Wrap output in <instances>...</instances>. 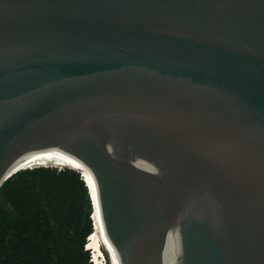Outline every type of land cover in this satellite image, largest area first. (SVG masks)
Here are the masks:
<instances>
[{
  "label": "water",
  "instance_id": "obj_1",
  "mask_svg": "<svg viewBox=\"0 0 264 264\" xmlns=\"http://www.w3.org/2000/svg\"><path fill=\"white\" fill-rule=\"evenodd\" d=\"M43 156L118 264H264V0H0V185Z\"/></svg>",
  "mask_w": 264,
  "mask_h": 264
},
{
  "label": "trees",
  "instance_id": "obj_2",
  "mask_svg": "<svg viewBox=\"0 0 264 264\" xmlns=\"http://www.w3.org/2000/svg\"><path fill=\"white\" fill-rule=\"evenodd\" d=\"M90 214L76 169L16 171L0 185V264H91L84 248L94 232Z\"/></svg>",
  "mask_w": 264,
  "mask_h": 264
},
{
  "label": "bare ground",
  "instance_id": "obj_3",
  "mask_svg": "<svg viewBox=\"0 0 264 264\" xmlns=\"http://www.w3.org/2000/svg\"><path fill=\"white\" fill-rule=\"evenodd\" d=\"M25 165H28V166L43 165V166H56V167L66 166V167H71V168H74V169L80 171L81 174H82V177L85 179V181L87 182V185L90 188L91 195L93 196V206H94V209L96 211V216H97L96 219H97V222L99 223L100 233L102 234V237H103L104 242L106 244L105 237H104V232H103L101 221H100V218H99V215H98V209H97V206H96V202H95V199H94V195H93V192H92V188H91V185H90L88 174H87L86 169L79 163V161H77L76 159H53V156H43V159H29V161H27ZM94 209H93V212H94ZM87 247H93L94 250H96L100 254V256H102V253H101V251L99 249L97 236H96V234L94 232L88 238ZM106 249H107V251H109V248L107 247V244H106ZM109 253H110V251H109ZM109 261H111L110 264H118L116 259H115V257H114V255L112 253H111V259L109 258Z\"/></svg>",
  "mask_w": 264,
  "mask_h": 264
},
{
  "label": "rangeland",
  "instance_id": "obj_4",
  "mask_svg": "<svg viewBox=\"0 0 264 264\" xmlns=\"http://www.w3.org/2000/svg\"><path fill=\"white\" fill-rule=\"evenodd\" d=\"M54 167H56V166H54ZM61 167H63V166H61ZM93 209H94V206H93ZM91 214L89 215V217H90V220H91V223H92V227H93L94 233L97 236V241H98L99 249H100V251L102 253V256H100V254L96 250H94L93 247H89L91 250H89V251L87 250V251H88V254H89L90 261L93 260V263L91 262V264H109V261H108L109 258H107L108 257V254L106 255V253H107L106 244L104 242V239L102 237V234L100 233L99 223L97 222V219H96L97 216H96L95 209H94V212L91 213ZM86 242H87V244L85 243V245H84V248L85 249L88 248L87 247V245H88V239L87 238H86Z\"/></svg>",
  "mask_w": 264,
  "mask_h": 264
},
{
  "label": "clouds",
  "instance_id": "obj_5",
  "mask_svg": "<svg viewBox=\"0 0 264 264\" xmlns=\"http://www.w3.org/2000/svg\"><path fill=\"white\" fill-rule=\"evenodd\" d=\"M61 167V166H60Z\"/></svg>",
  "mask_w": 264,
  "mask_h": 264
}]
</instances>
